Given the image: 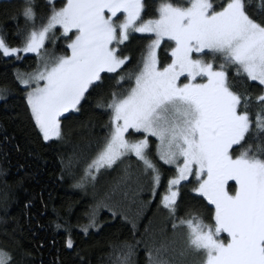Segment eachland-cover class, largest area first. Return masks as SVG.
<instances>
[{"label":"snow or ice","instance_id":"6c2138e0","mask_svg":"<svg viewBox=\"0 0 264 264\" xmlns=\"http://www.w3.org/2000/svg\"><path fill=\"white\" fill-rule=\"evenodd\" d=\"M21 18L18 46L0 31V59L15 62L0 100L18 94L36 135L54 142L95 97L107 134L77 187L135 157L184 237L179 250L146 245L147 264H264V0H22ZM136 34L146 43L128 70ZM60 41L62 54L49 50ZM28 54L34 64L21 70ZM185 188L206 201L207 215L182 214ZM102 207L85 211L83 233ZM135 255L124 243L115 264H136ZM0 264H17L12 248L0 246Z\"/></svg>","mask_w":264,"mask_h":264},{"label":"trees","instance_id":"16d2710c","mask_svg":"<svg viewBox=\"0 0 264 264\" xmlns=\"http://www.w3.org/2000/svg\"><path fill=\"white\" fill-rule=\"evenodd\" d=\"M62 3L57 0V7ZM21 4L22 0L0 1V31L12 46L19 45L18 33L25 27L22 18L19 23L15 19ZM141 37L136 34L127 44L125 52L132 57L128 70L139 61L146 43ZM49 50L62 54L63 41ZM14 63L0 59V86L12 80ZM33 64L34 55L28 54L16 66L29 70ZM95 105V97L89 98L80 112L63 121V138L45 142L33 130L18 94L7 103L0 100V246L13 249L17 264H115L124 243L136 245V264H147L146 245L169 243L177 250L183 246V234L171 230L135 157L101 169L96 181L77 187L107 134L108 115ZM193 195L182 189V214L190 209L207 215L206 201L194 200ZM97 203L107 207L97 213L98 226L83 233L81 226L88 222L84 213ZM57 223L64 227L57 229ZM66 228L72 233L73 249L66 246Z\"/></svg>","mask_w":264,"mask_h":264},{"label":"rangeland","instance_id":"374dc122","mask_svg":"<svg viewBox=\"0 0 264 264\" xmlns=\"http://www.w3.org/2000/svg\"><path fill=\"white\" fill-rule=\"evenodd\" d=\"M1 1V0H0ZM150 142H151V145H152V149L154 151L155 149V143H156V140L154 137H150ZM162 163V162H161ZM165 169H167L168 166H163ZM166 175H170V173H166ZM164 183H166V180L164 181ZM226 235V234H224Z\"/></svg>","mask_w":264,"mask_h":264}]
</instances>
